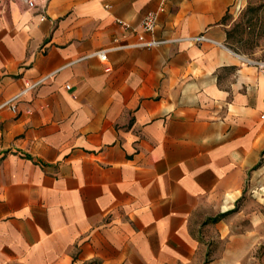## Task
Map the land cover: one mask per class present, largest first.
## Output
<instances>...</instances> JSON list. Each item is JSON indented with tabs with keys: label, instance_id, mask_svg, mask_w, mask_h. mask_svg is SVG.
Wrapping results in <instances>:
<instances>
[{
	"label": "crops",
	"instance_id": "0c3cea01",
	"mask_svg": "<svg viewBox=\"0 0 264 264\" xmlns=\"http://www.w3.org/2000/svg\"><path fill=\"white\" fill-rule=\"evenodd\" d=\"M236 2L167 0L126 33L161 0H0V103L47 77L0 112V264H205L203 224L245 193L264 242V73L226 42ZM115 37L170 42L89 56Z\"/></svg>",
	"mask_w": 264,
	"mask_h": 264
},
{
	"label": "rangeland",
	"instance_id": "374dc122",
	"mask_svg": "<svg viewBox=\"0 0 264 264\" xmlns=\"http://www.w3.org/2000/svg\"><path fill=\"white\" fill-rule=\"evenodd\" d=\"M225 22L230 46L245 58L264 60V0H237ZM260 204L258 196L245 193L231 215L203 224L205 264H264V242L251 238L259 234L254 215L260 214Z\"/></svg>",
	"mask_w": 264,
	"mask_h": 264
},
{
	"label": "built area",
	"instance_id": "2783aa9c",
	"mask_svg": "<svg viewBox=\"0 0 264 264\" xmlns=\"http://www.w3.org/2000/svg\"><path fill=\"white\" fill-rule=\"evenodd\" d=\"M167 0H161V4L158 10H152L146 13L144 18L142 19L140 25H134L131 22L117 18V23L124 29L126 33H138L140 30L147 33H154L159 19L160 11L164 10L165 4ZM27 5L31 9L42 8L46 9L48 6V0H26ZM109 6V5H107ZM124 36H126L124 34ZM191 43H200L205 41H212L211 38L206 36L205 34H198L187 38ZM166 42H170L169 40L162 39H152L150 41H144L143 38L138 43H122L120 37H115L114 46L109 49H102L91 53L89 56H98L101 60L105 61L108 57V53L111 50H120V49H128L134 47H155ZM248 63L256 65L261 72L264 73V60L256 61L250 58H245ZM47 77H43L37 81H27L23 89H21L18 93L12 95L8 99L4 100L0 103V112L3 109H11L12 111H17L18 104L20 99L29 91L37 88ZM69 87V85H67Z\"/></svg>",
	"mask_w": 264,
	"mask_h": 264
}]
</instances>
